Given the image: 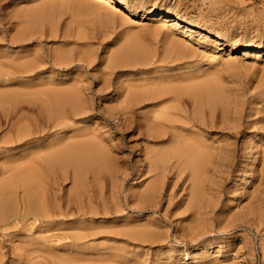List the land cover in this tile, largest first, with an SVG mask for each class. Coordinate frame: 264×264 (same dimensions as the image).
<instances>
[{"label":"rangeland","instance_id":"374dc122","mask_svg":"<svg viewBox=\"0 0 264 264\" xmlns=\"http://www.w3.org/2000/svg\"><path fill=\"white\" fill-rule=\"evenodd\" d=\"M163 16L179 17L180 25L163 24ZM191 83L227 97L226 110L200 109L193 97L180 95ZM157 88L170 92L161 101L181 112L174 135L155 126L159 136H149L147 125L168 109L154 97ZM4 94L0 104L12 110V121L59 124L38 143L0 152V167L63 138L71 145L95 140L113 151L99 170L102 202L91 200L97 212L85 218L73 205L51 221L0 228L1 264H50L54 256L84 262L71 264H264V0H0ZM129 94H136L130 123L119 112ZM10 129L0 106V141ZM173 148L171 154H182L180 173L171 168L177 158L168 160L163 195L146 198L156 182L147 154L158 158ZM92 175L85 174L88 197ZM74 178L70 170L59 179L62 194L73 191ZM195 186L200 211L191 204ZM84 230L94 233L80 239Z\"/></svg>","mask_w":264,"mask_h":264},{"label":"bare ground","instance_id":"6f19581e","mask_svg":"<svg viewBox=\"0 0 264 264\" xmlns=\"http://www.w3.org/2000/svg\"><path fill=\"white\" fill-rule=\"evenodd\" d=\"M100 1H106V0H100ZM107 1L109 3H112V4L113 3H118V0H107ZM122 9L130 10V8L126 4H124L122 6ZM161 20H162L163 24H165V23L169 24L170 23L172 25H180L179 24L180 23V19L177 16L176 17L163 16V18L161 17ZM21 36H24L23 33L21 34ZM38 62H39V60H38ZM28 66H29V64H26V67H28ZM192 82H194V80ZM195 82H194V85H195ZM200 82H201V80H200ZM207 83H208V81H207ZM215 84L218 85V83H215ZM194 85H193L192 89H188V90H186L184 92H182L183 91L182 90L180 95L185 93L188 96L193 97L196 100V102L198 103L200 109H202V107L204 105H207V106H209L211 108L212 111H214L215 109H217V106L219 104L221 105L223 110L225 109L224 106L226 105V103H225L224 100L227 97H225L224 100H223V99L220 98L218 93L213 94V92H212L210 87H207V86H204V85H199V86L198 85L194 86ZM186 86H189V85L186 84ZM215 87H216V85H215ZM220 90H222V89H220ZM157 91H158V88H157ZM66 92L68 93V91H66ZM148 93H149V91H148ZM169 93L170 92H159L158 91V93H156L154 95V97L160 99L162 97L170 95ZM173 93H174V97L175 98L178 97L179 94H176V92H173ZM55 94H56V91H55V93L53 95H55ZM53 95L50 94L51 97ZM221 95H223V93ZM6 96L7 95H5V94L1 95L0 99H1V103L2 104L4 103L3 100H4V98H6ZM57 96H55V97H57ZM135 97H136V94L135 95H130L129 94V99L126 101L127 104L123 105L119 109L120 110L119 112L121 113L120 118H122L123 120H126L125 122L129 121V123H130V120L133 117L134 111L132 109L133 108L132 106H133L134 101H136V99H134ZM58 98L59 97H57V99ZM172 99H169V101L172 100ZM160 101H161V99H160ZM169 101H168V105H169ZM173 101H174V99H173ZM176 101H177V99H176ZM159 103H162L161 104V108H162V105L165 103L166 107L164 106L165 108H162V109L168 108L166 102H164V101L162 102L161 101ZM0 106H1V110H2L3 114L5 115V117L7 119L8 124L11 125L10 136H8L6 138H3L0 141V152H5L6 153V151H14L16 149L24 147L26 144H29V143H38L39 140H41V137L39 135H41L45 131L47 132L48 128H51L52 126L56 127L59 124V122L54 123V121L52 120L53 118L52 119L49 118L47 121H43V122L42 121L41 122H37V121L34 122V121L30 120L27 124H21V122H20L21 119L20 120L18 119V121H12V110L10 108H6L7 106L5 107L4 105H1V104H0ZM195 106H197V105H195ZM228 106H230V105H228ZM156 107H158V106H156ZM158 110H159V108H156V111L155 110L154 111L157 113ZM178 111L179 110H177L176 106H172V107H169L167 109V111L165 110L164 114L160 113L161 115H163V117L161 115H157V116H161V118L157 117L158 119L156 118L155 119L156 121H152L151 124L147 125V129L149 131V136H151V137L159 136V134H157L153 130V128L155 126H160V127L161 126H163V127L166 126L167 129H170V130L174 131V132H172L173 135H174L176 133L175 131H177V129L179 127L178 126L179 124L176 125V123L174 122V120L176 121L175 116H177V113L179 114V112H180V111L179 112ZM228 111H229V108H228ZM228 111H227V113H228ZM152 113H154V112L152 111ZM198 113L200 114V111ZM147 114H148V112H147ZM203 114H202V116H203ZM135 115H136V113H135ZM223 115H224V113H223ZM173 117H174V119H173ZM182 117L183 116H181V118ZM188 117H189L188 119H190V116H188ZM184 118H185V116H184ZM184 118H183V120H184ZM198 120H201V119H198ZM201 121H203V120H201ZM184 122H185V120H184ZM188 122H189V120H188ZM206 122H207V120H206ZM144 126H146V124ZM180 129L183 130L182 128H179V130ZM182 132L187 134L188 130H187V133H186L185 130H183ZM192 132H194V131H192ZM197 134L199 135L198 132H197ZM182 135H184V134H182ZM42 138H45V137H42ZM183 138H185V136ZM198 139L196 138L197 141H199ZM68 140H69V138H63V141L59 142V143L56 142L55 140H50L49 142L47 141V143L44 144L43 146L41 145L39 147L37 145L38 147L32 148L29 152H27V151H24V152L21 151L20 153L18 152L19 155L17 157H15L14 159L8 160L6 162V163L9 164V165L7 164V167H3V166L0 167V175H5V174L9 175L7 177L5 176L6 178H4L3 180L0 181V228H3L4 226H7V225L8 226L9 225H13L14 227H17V225L19 223L25 222V221L30 220L32 218L35 221H38V220L43 221V222L44 221H51V220H54L57 216L69 215L73 205H76L74 208H76L75 210L77 211V213L79 215L85 216V218H86L87 215L92 214V216H93V214H95L97 212V210L93 208L91 200H92V197H94L98 201L102 202L101 197L103 195V190H102V188H100V185H99V177L100 176H98V175H99V172H100L99 170L101 169V167L104 164V162H106V163L108 162V164L110 162H112L111 158H109L108 155H107V153L108 154L110 153L111 149L110 150L101 149L99 144L95 143L96 142L95 140L87 141L86 143H81V141H80L78 144H73V145H71L72 143L69 144ZM185 141H187V140H185ZM195 141H193V142L196 143ZM191 142H192V139H191ZM205 142H207V141L205 140ZM207 143H209V142H207ZM190 144L195 146V144H192V143H190ZM198 144H200V143H197V145ZM184 145L185 144H183V146ZM201 145H202V147H205V146L207 147L208 146L209 149L211 147V145L209 146V145L200 144V146ZM212 145H214V144H212ZM196 146H195V149L197 148ZM166 147L168 148V146H166ZM198 148H199L198 150H200L201 147H198ZM203 149H201V150H203ZM211 149H212V147H211ZM174 150L175 149L173 148V149H171L169 151V155H166V156H162L161 155V156H158V158H154L149 153L147 154L148 155L147 158H148L149 165H150L149 171L153 172L155 174L156 182L153 183L147 189V191L145 190L146 191V195H145L146 198H151L152 196H156L157 195V197L160 199L161 196L163 195V191H164V189H165V187L167 185V183H165L164 179L166 177V162L168 160H171L173 158H177V163L174 164L173 167H171V168L172 169H177L179 171V173H180V171H181L180 165L182 163V160H181L182 159V154L180 153L181 151L180 152H176V154L175 153L171 154V153L174 152ZM207 150L208 149L206 148V151ZM215 150H216V148H215ZM112 151H113V148H112L111 152ZM206 151L203 150V152L205 154H206ZM200 152H198V154H202L203 155V152L202 153H200ZM208 152H210V151H208ZM192 153H194V152L192 151ZM205 154L203 156H205ZM14 155H15V153H14ZM198 156L200 157L201 155H198ZM203 156H201L200 158L202 159ZM194 158H195V156H194ZM196 159H197V157H196ZM155 160H156V163H155ZM152 163H154V164H152ZM111 164H113V163H111ZM200 166H202V165H199V167ZM110 168H112V170L113 169L115 170V168H113L111 166H110ZM146 169H148V168L146 167ZM201 169H203V168H200L199 172L201 171V173H202ZM70 170L75 175V178H74L75 179V187H74V189H72L73 190L72 192L69 191L66 194H64V193L62 194L61 193L62 191L60 192V189H59L60 187L58 186L59 185V179L64 178L65 175ZM109 171H110L109 173H111V170H109ZM193 171H195V170L193 169ZM89 172H92V174H93L92 175L93 176V179H92L93 183H92L91 186H94V189L96 188V190L92 189V194L89 195L90 197H88L86 195V192H85V174L89 173ZM201 173H199V174H201ZM112 174L114 175L113 172L110 175L112 176ZM168 177H169V175H168ZM168 177H166V178L168 179ZM179 178H182V176L180 175ZM204 185H202V186H204ZM20 190H23L24 193H25V196H23V198H21L22 200H19V193H20L19 191ZM192 195H193V198H192V201H191L192 207L193 208H197L198 207V209L200 211L201 210V208L199 207L200 191H199V187L198 186H195V189L192 192ZM208 205H211V204H208ZM208 207H210V206H208ZM205 211H206V209H205ZM203 213H204V210H203ZM134 231L135 230H133V231L132 230H127L129 235H131L134 238H136L137 234H139V233L134 232ZM93 233L94 232H92V231L84 230L85 236L83 234L79 238L82 239L84 237L91 236V235H93ZM77 239L78 238L76 237L75 240H77ZM28 256H30V254H28ZM4 257H5L4 251H3V253L0 252V264L3 262ZM25 258L28 260V257H25ZM50 258H51V256H50ZM93 258L91 260H93ZM52 259H53V257H52ZM60 259H62V258H60ZM65 259L61 260L60 262H57V260L55 259V256H54V260L53 261L50 259L51 260L50 264H71V262L84 263L83 261H81L80 258H77V259H73L72 258V259H68V260L67 259L65 260ZM44 260H46V259L44 258ZM83 260L84 261H88V260H85V259H83ZM89 261H90V259H89ZM118 261L120 262V260H118ZM42 262L44 263V261H42ZM40 263H41V261H40ZM110 263H112V262L110 261ZM37 264H39V263H37ZM91 264H94V263H91ZM95 264H96V262H95Z\"/></svg>","mask_w":264,"mask_h":264}]
</instances>
